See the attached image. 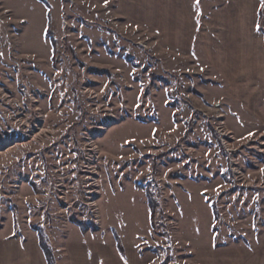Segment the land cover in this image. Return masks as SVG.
<instances>
[{
    "label": "rangeland",
    "instance_id": "rangeland-1",
    "mask_svg": "<svg viewBox=\"0 0 264 264\" xmlns=\"http://www.w3.org/2000/svg\"><path fill=\"white\" fill-rule=\"evenodd\" d=\"M44 1L47 37L39 0H0V230L38 229L54 264H264V130L209 56L162 49L126 0ZM222 2L184 5L199 25Z\"/></svg>",
    "mask_w": 264,
    "mask_h": 264
},
{
    "label": "crops",
    "instance_id": "crops-1",
    "mask_svg": "<svg viewBox=\"0 0 264 264\" xmlns=\"http://www.w3.org/2000/svg\"><path fill=\"white\" fill-rule=\"evenodd\" d=\"M126 1L125 5L131 7V11L132 8H140V11L144 8V14L150 15L148 22L157 24L155 33L166 44L162 49L170 54L188 52L193 55L196 41L200 46L198 51L209 56L205 57L209 72L221 79L219 86H222L220 89L224 90L227 99L223 101L237 104L235 108L239 114L230 108L232 113L229 111V115L236 119L252 116L264 130V37L257 31L258 0H248L250 20L246 29L240 28L244 21L238 16L239 12L235 14L236 10L244 8L247 0H223L215 14L208 19H200L199 25L189 14L184 0ZM8 220L9 234L0 230V260H9V264H46L36 233L32 244L30 239L25 243L26 238L17 231L14 214H10Z\"/></svg>",
    "mask_w": 264,
    "mask_h": 264
},
{
    "label": "trees",
    "instance_id": "trees-1",
    "mask_svg": "<svg viewBox=\"0 0 264 264\" xmlns=\"http://www.w3.org/2000/svg\"><path fill=\"white\" fill-rule=\"evenodd\" d=\"M39 2L41 4H43V6L46 9V37L49 36V34H51V8L50 6L44 1V0H39ZM50 44H51V48H52V59L54 58L55 52H56V42H54V40H52L50 38ZM136 188L140 189L146 198V202H147V207H148V211H149V221L150 224H153V219H154V215H155V211H156V207H157V203L154 201L152 194L150 193V191L144 189L142 186H140L139 184H135ZM213 218L215 221H217V213L215 211V206L213 205ZM36 232V237H37V243L39 246V249L44 257L45 263L46 264H54V259H53V253L49 247V245L47 244L44 236L42 235V233L40 231H38V229H34ZM116 243H119L118 238L116 237Z\"/></svg>",
    "mask_w": 264,
    "mask_h": 264
}]
</instances>
